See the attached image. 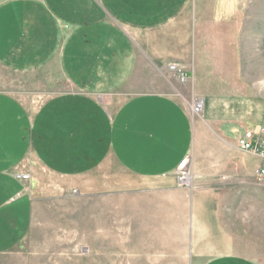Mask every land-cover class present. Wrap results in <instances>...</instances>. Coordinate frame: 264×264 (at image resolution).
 Segmentation results:
<instances>
[{"label":"crops","instance_id":"0c3cea01","mask_svg":"<svg viewBox=\"0 0 264 264\" xmlns=\"http://www.w3.org/2000/svg\"><path fill=\"white\" fill-rule=\"evenodd\" d=\"M213 3L0 0V66L38 74L34 95L44 98L33 110L0 92V252L30 231L36 194L118 192L136 202L142 195L134 211L142 213L143 233L153 231L152 212L174 217L177 194L187 201L189 264H258L234 251L224 222L227 212H264V194L253 192L264 160L237 147L250 129L240 125L254 114V95L233 90L227 74L230 59H239L234 29L219 20L216 52L203 47L199 28L191 31L203 21L198 10ZM170 65L202 99L200 119L178 99L145 91L155 85L144 74L163 76ZM183 164L188 188L176 178ZM242 193L257 208L241 210Z\"/></svg>","mask_w":264,"mask_h":264},{"label":"rangeland","instance_id":"374dc122","mask_svg":"<svg viewBox=\"0 0 264 264\" xmlns=\"http://www.w3.org/2000/svg\"><path fill=\"white\" fill-rule=\"evenodd\" d=\"M208 1L214 2L216 8L198 10L197 16L203 21L199 26L192 24L191 31L194 27L199 28L203 34V47L216 52L221 38L220 26L216 25L219 20L228 24L224 27L234 29L232 52L239 59L238 62L230 59L226 69L233 90L240 95H254V114L240 125L242 129H253L264 123V118L258 115L264 108V0ZM222 50L226 51L224 44ZM225 67L224 64L223 72ZM220 68L217 65L215 69L221 71ZM144 75L151 77L148 80L153 78L152 85H155L145 91L178 99L192 120L200 119L202 111L194 113L192 109L202 99L194 96L188 81L180 82L170 71L164 77L151 73ZM38 78V74L17 75L0 66V92L16 95L35 110L44 99L34 95L38 91ZM186 168L191 176V170L188 166ZM176 178L179 186H191V180L180 182L177 173ZM44 179L48 180L45 176ZM253 192L255 199H259L264 188L256 182ZM240 195L241 210L253 203L257 208L251 196ZM35 198L30 231L14 248L0 252V264H189L188 212H181L187 201L180 195L175 196L174 217L170 212L151 213L153 217L146 221L148 228L153 225L150 233L142 232V213L134 211L136 204L139 209L142 207V195H138L137 202L135 195L120 198L118 192L102 191L46 199L36 194ZM146 204L150 205V201ZM226 214L224 222L233 240L234 251L264 264V212ZM170 228L174 230L170 231Z\"/></svg>","mask_w":264,"mask_h":264},{"label":"built area","instance_id":"2783aa9c","mask_svg":"<svg viewBox=\"0 0 264 264\" xmlns=\"http://www.w3.org/2000/svg\"><path fill=\"white\" fill-rule=\"evenodd\" d=\"M168 71L176 75L180 82L184 83L187 81L185 74L176 66H168ZM202 108L203 101L199 100L195 103L192 110L194 113H199L202 111ZM237 147L241 152L258 156L264 160V123L255 126L253 129L244 131L242 136L237 140ZM177 175L180 182H187L186 177L188 176V172L185 164L179 168ZM14 178L20 182H28L30 180L27 174H16ZM256 180L260 183H264V166L258 169Z\"/></svg>","mask_w":264,"mask_h":264},{"label":"bare ground","instance_id":"6f19581e","mask_svg":"<svg viewBox=\"0 0 264 264\" xmlns=\"http://www.w3.org/2000/svg\"><path fill=\"white\" fill-rule=\"evenodd\" d=\"M189 176L186 177V180L188 179Z\"/></svg>","mask_w":264,"mask_h":264}]
</instances>
